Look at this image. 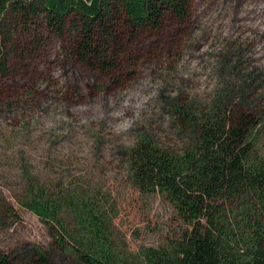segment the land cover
Here are the masks:
<instances>
[{
    "label": "rangeland",
    "instance_id": "1",
    "mask_svg": "<svg viewBox=\"0 0 264 264\" xmlns=\"http://www.w3.org/2000/svg\"><path fill=\"white\" fill-rule=\"evenodd\" d=\"M192 20L188 33L141 40L137 66L111 79L66 63L58 43L14 57L0 77V252L77 264L20 205L32 187L109 202L120 252L181 238L188 226L166 196L133 185L134 149L150 141L184 154L218 111L264 113V0H196ZM180 104L193 107L196 125L177 123ZM213 210L215 236L239 257L264 232L250 193L220 198Z\"/></svg>",
    "mask_w": 264,
    "mask_h": 264
},
{
    "label": "trees",
    "instance_id": "2",
    "mask_svg": "<svg viewBox=\"0 0 264 264\" xmlns=\"http://www.w3.org/2000/svg\"><path fill=\"white\" fill-rule=\"evenodd\" d=\"M196 0H0V77L18 55L58 43L66 63L101 77L137 66L132 47L154 36L188 33ZM173 33V34H172ZM35 57V56H34ZM175 110L184 128L196 125L191 105ZM218 111L199 127L196 148L174 154L148 141L134 149L129 168L143 194L162 193L188 229L167 247L120 252L114 206L97 194L28 189L21 206L46 224L57 249L77 264H264V232L242 257L215 234L216 202L250 193L264 217V113ZM219 235V234H218ZM0 264H55L41 251L8 256Z\"/></svg>",
    "mask_w": 264,
    "mask_h": 264
}]
</instances>
